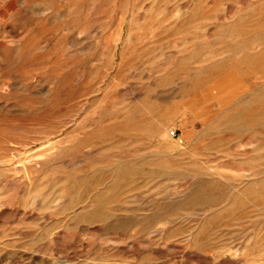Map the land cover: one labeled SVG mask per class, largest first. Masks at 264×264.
I'll list each match as a JSON object with an SVG mask.
<instances>
[{"label": "rangeland", "instance_id": "374dc122", "mask_svg": "<svg viewBox=\"0 0 264 264\" xmlns=\"http://www.w3.org/2000/svg\"><path fill=\"white\" fill-rule=\"evenodd\" d=\"M0 264H264V0H0Z\"/></svg>", "mask_w": 264, "mask_h": 264}, {"label": "built area", "instance_id": "2783aa9c", "mask_svg": "<svg viewBox=\"0 0 264 264\" xmlns=\"http://www.w3.org/2000/svg\"><path fill=\"white\" fill-rule=\"evenodd\" d=\"M171 136H176V134H175V132H174V131L171 133Z\"/></svg>", "mask_w": 264, "mask_h": 264}]
</instances>
